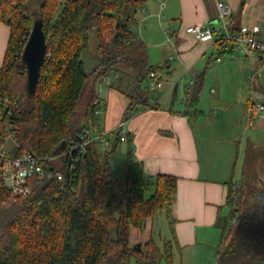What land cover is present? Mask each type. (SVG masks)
Returning a JSON list of instances; mask_svg holds the SVG:
<instances>
[{
	"label": "trees",
	"instance_id": "16d2710c",
	"mask_svg": "<svg viewBox=\"0 0 264 264\" xmlns=\"http://www.w3.org/2000/svg\"><path fill=\"white\" fill-rule=\"evenodd\" d=\"M148 1L40 0L36 14L31 12L33 0H0V22L11 30L0 72V142L12 126L18 144L12 155L30 150L54 157L67 150L83 128L74 130L70 121L80 99L88 98L86 120L99 98L97 84L116 65L134 62L138 79L143 80L147 45L131 25L136 8ZM37 20L43 23L47 51L36 90L28 97L31 109H26L15 88L27 77L22 53ZM92 32L97 33L102 63L87 74L81 57ZM202 91L199 78L184 111L191 126L201 115ZM120 142L117 137L114 150ZM99 146V141L91 142L72 172H65V189L56 174L64 172L68 158L49 161L45 178L30 180L28 197L0 206V264H131L133 258L138 264L156 263L145 258L147 252L131 248L130 231L143 229L164 212L174 235L178 179L145 174L129 144L123 188L110 168V152L103 154ZM226 205L229 214L219 215L217 221L221 230L217 264H264V181L246 174L239 188L231 185ZM175 245V235L164 244L166 264L174 263Z\"/></svg>",
	"mask_w": 264,
	"mask_h": 264
},
{
	"label": "crops",
	"instance_id": "0c3cea01",
	"mask_svg": "<svg viewBox=\"0 0 264 264\" xmlns=\"http://www.w3.org/2000/svg\"><path fill=\"white\" fill-rule=\"evenodd\" d=\"M218 1L232 9L231 33L243 26L258 27L264 37V0H168L163 6L159 1L160 8L149 0L139 7V14L136 10L131 25L147 45L143 80L139 81L134 62H123L111 70L115 80L106 76L110 85L102 92L97 90L103 113L96 124L109 135L124 122L127 142L123 145L128 148L130 144L145 174L178 179L173 264H217L221 242L217 221L219 215L229 214L226 204L231 185L238 184V179L243 182L248 173L249 150L258 159L253 168L264 167V121L256 109L250 111L253 104L264 105L263 56L234 53L231 42L218 35L213 43L197 42L185 32L194 24L219 29ZM157 26L164 38L153 36ZM10 33L0 22V72ZM150 40L160 47V61H152ZM150 71L163 80V86L144 93L141 86ZM199 78L203 82L201 115L191 126L184 111ZM111 142L106 145L110 147ZM154 226V220H149L143 229L132 227L130 246L153 241ZM169 232L167 241L174 239L170 228Z\"/></svg>",
	"mask_w": 264,
	"mask_h": 264
},
{
	"label": "built area",
	"instance_id": "2783aa9c",
	"mask_svg": "<svg viewBox=\"0 0 264 264\" xmlns=\"http://www.w3.org/2000/svg\"><path fill=\"white\" fill-rule=\"evenodd\" d=\"M159 1L163 6L164 2L162 0ZM217 9L220 20L219 29L204 24H194L185 28L186 34L193 37L197 42L212 43L215 41V36L218 35L222 40L231 42L234 53L244 55L256 53L262 55L264 58V37L259 35V28L243 26L237 33H231L229 31V24L232 9L223 1L217 2ZM148 78L150 80L149 90L157 91L163 86V80L157 76L155 71H150ZM109 85L110 82L106 79L99 82L97 87L98 92H102ZM102 103L100 98L93 101V114L86 118L82 131L69 142L67 150L58 156L40 157L30 150L12 155L11 150L17 148L18 144L13 127H8L7 133L2 137V142H0V206L28 197L32 193L30 180H43L46 176L45 165L49 161L69 159V164L63 166L64 172L56 174L57 181L61 187L66 188L68 182L65 172H72L73 165L78 160L79 155H84L87 152V147L91 142L104 140L108 134V132L96 124V119L103 113ZM1 107L2 103L0 101V110ZM252 109L260 112L261 118L264 121V105L253 104L250 111ZM124 124L122 122L117 128V137L120 138L121 142H127ZM8 144L11 146L8 147ZM235 185H237V182H235Z\"/></svg>",
	"mask_w": 264,
	"mask_h": 264
},
{
	"label": "rangeland",
	"instance_id": "374dc122",
	"mask_svg": "<svg viewBox=\"0 0 264 264\" xmlns=\"http://www.w3.org/2000/svg\"><path fill=\"white\" fill-rule=\"evenodd\" d=\"M151 2L154 1L157 4V7L160 8L159 6V0H150ZM164 2H167L168 0H163ZM40 0H33V7L31 8V12L32 13H39V8H40ZM145 6V4L143 5ZM157 8V10H158ZM138 14H139V7L136 8ZM166 15V14H165ZM168 15H166L167 17ZM152 36V35H151ZM153 36L161 38V36L164 38V35L161 32V29L157 26L155 27L154 31H153ZM99 41H98V37H97V33L96 32H92L91 33V37L89 40V44L87 46V48L83 51L82 53V61L84 63V70L85 73L90 74L92 73V71L94 69H96L98 67V65H100L102 63V59L100 58V56L97 53V47H98ZM149 47H150V51L152 52V61H160L161 59V53H160V47H156L153 42L148 41ZM151 45L152 46L151 48ZM169 56V55H167ZM147 63L144 62L142 65V71L144 72V74L147 71ZM157 72L160 71L159 73L161 74H165L166 71H163L162 69H156ZM163 71V72H162ZM109 80L113 81L115 80V73L112 71H109L108 75H107ZM168 81H170L168 79ZM149 83L150 80L149 79H145V81H143V85L141 86V90L146 93L147 90H149ZM25 84H26V76H24L21 80H19V82L16 85L15 88V92L17 94V97L19 98L20 102L24 105V107L26 109H31L32 104L29 102L28 97L26 96V92H25ZM168 86V85H167ZM166 86V87H167ZM98 87V84L96 86V88ZM165 87V88H166ZM164 88V89H165ZM163 89V90H164ZM87 104H88V98L83 95L82 98L80 99L78 105L75 108V111L73 112L72 116L70 117V121L72 126L74 127V130L79 129L81 126H83V122H84V118H85V112H86V108H87ZM115 135H117V132L115 134H109L106 135V137L104 138V140H101V142L99 141V147H100V151L105 154L106 152H110V154L107 156L110 168L112 170V172L115 174V176L117 177V179L119 180L121 186L123 188L126 187L127 185V174H126V169H125V161H126V152H127V147L125 145H123V142L118 143L117 148L114 150V138ZM110 140H112L111 142V146L108 147L109 145H106V142H109ZM11 146L10 144H8V147ZM114 150V152H113ZM255 160L258 161V159L253 157V152L252 149L249 150L248 152V157H247V162L249 164L250 167H248V175L252 178V179H256L258 182L261 179H264V167L262 166H255L253 168V165H255ZM241 173H238V176L240 177ZM242 184V182L238 179V184L237 187L239 188V186ZM228 213V211H227ZM237 216L234 215L232 218V224H236L238 221L236 220ZM155 222V226H154V234H153V241H149L146 244H142L141 246V251L147 252V256H145V258L149 259L151 261H154L156 263H151V264H166L165 259L163 258V254L165 253V249H164V244L165 241L169 240L171 238L170 232H169V226L167 223V219L165 216V213H161L157 216V218L154 220ZM137 246H131V248L136 249ZM174 254V253H173ZM131 264H138L137 260L135 258H133L131 260ZM145 264V263H144ZM150 264V263H148ZM178 264V263H177Z\"/></svg>",
	"mask_w": 264,
	"mask_h": 264
},
{
	"label": "water",
	"instance_id": "95a60500",
	"mask_svg": "<svg viewBox=\"0 0 264 264\" xmlns=\"http://www.w3.org/2000/svg\"><path fill=\"white\" fill-rule=\"evenodd\" d=\"M47 51L46 37L43 32V23L37 20L32 28L29 39L23 49L22 64L26 69L27 77L25 92L27 97H31L36 90L41 65L45 59ZM141 250V244L136 247Z\"/></svg>",
	"mask_w": 264,
	"mask_h": 264
}]
</instances>
